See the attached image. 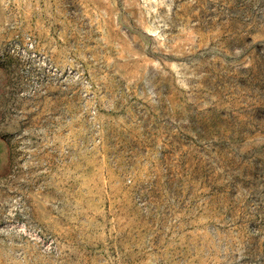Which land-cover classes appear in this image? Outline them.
Returning a JSON list of instances; mask_svg holds the SVG:
<instances>
[{
	"label": "rangeland",
	"instance_id": "374dc122",
	"mask_svg": "<svg viewBox=\"0 0 264 264\" xmlns=\"http://www.w3.org/2000/svg\"><path fill=\"white\" fill-rule=\"evenodd\" d=\"M0 264H264V0H0Z\"/></svg>",
	"mask_w": 264,
	"mask_h": 264
}]
</instances>
